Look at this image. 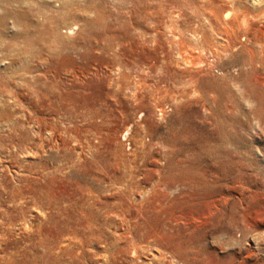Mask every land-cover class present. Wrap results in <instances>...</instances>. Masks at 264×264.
Instances as JSON below:
<instances>
[{"label":"rangeland","instance_id":"obj_1","mask_svg":"<svg viewBox=\"0 0 264 264\" xmlns=\"http://www.w3.org/2000/svg\"><path fill=\"white\" fill-rule=\"evenodd\" d=\"M0 264H264V0H0Z\"/></svg>","mask_w":264,"mask_h":264},{"label":"bare ground","instance_id":"obj_2","mask_svg":"<svg viewBox=\"0 0 264 264\" xmlns=\"http://www.w3.org/2000/svg\"><path fill=\"white\" fill-rule=\"evenodd\" d=\"M60 25V24H59ZM58 25V26H59ZM75 28H77V27H75V25H73V26H69V27H67L66 28V30H67V32H71L72 33V31L75 29ZM58 29V28H57Z\"/></svg>","mask_w":264,"mask_h":264}]
</instances>
